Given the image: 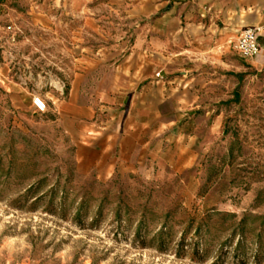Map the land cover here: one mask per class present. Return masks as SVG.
I'll use <instances>...</instances> for the list:
<instances>
[{"label": "rangeland", "instance_id": "374dc122", "mask_svg": "<svg viewBox=\"0 0 264 264\" xmlns=\"http://www.w3.org/2000/svg\"><path fill=\"white\" fill-rule=\"evenodd\" d=\"M126 3L0 0V264H264V52L233 43L199 107L132 157L100 156L107 103H55L70 55L127 36Z\"/></svg>", "mask_w": 264, "mask_h": 264}, {"label": "crops", "instance_id": "0c3cea01", "mask_svg": "<svg viewBox=\"0 0 264 264\" xmlns=\"http://www.w3.org/2000/svg\"><path fill=\"white\" fill-rule=\"evenodd\" d=\"M125 2L127 36L96 53L82 49L70 55L68 97L55 102L89 117L99 102L109 105L110 130L96 138L102 157L113 148L120 158L134 156L152 135L159 137L178 122L177 110L199 107L218 65L231 60L239 33L264 26V0ZM260 43L264 52V35ZM3 70L8 75V68Z\"/></svg>", "mask_w": 264, "mask_h": 264}, {"label": "built area", "instance_id": "2783aa9c", "mask_svg": "<svg viewBox=\"0 0 264 264\" xmlns=\"http://www.w3.org/2000/svg\"><path fill=\"white\" fill-rule=\"evenodd\" d=\"M264 35V26L246 28L239 33L236 41V47L244 56L258 57L263 52L260 43V37ZM160 77V73L157 74ZM32 106L37 115H43L48 112V104L41 94H36L32 98Z\"/></svg>", "mask_w": 264, "mask_h": 264}]
</instances>
